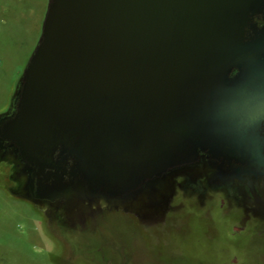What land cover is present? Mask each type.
<instances>
[{
	"label": "water",
	"instance_id": "95a60500",
	"mask_svg": "<svg viewBox=\"0 0 264 264\" xmlns=\"http://www.w3.org/2000/svg\"><path fill=\"white\" fill-rule=\"evenodd\" d=\"M263 10L264 0H48L0 114L11 192L40 207L160 208L168 172L202 158L220 177L264 171V27L253 21ZM141 180L147 200L119 197Z\"/></svg>",
	"mask_w": 264,
	"mask_h": 264
},
{
	"label": "rangeland",
	"instance_id": "374dc122",
	"mask_svg": "<svg viewBox=\"0 0 264 264\" xmlns=\"http://www.w3.org/2000/svg\"><path fill=\"white\" fill-rule=\"evenodd\" d=\"M47 1L0 0V114L40 35ZM14 169L0 157V264H264V186L252 193L238 180L244 175L220 177L203 162L168 172L160 208L101 200L62 208L13 194ZM137 196L150 195L130 201Z\"/></svg>",
	"mask_w": 264,
	"mask_h": 264
},
{
	"label": "flooded vegetation",
	"instance_id": "af4514ba",
	"mask_svg": "<svg viewBox=\"0 0 264 264\" xmlns=\"http://www.w3.org/2000/svg\"><path fill=\"white\" fill-rule=\"evenodd\" d=\"M253 21L254 23L256 24L257 27L261 28V27H264V10L255 15L253 17ZM261 134L263 135L264 137V119H263V123L261 125ZM203 162H206V160L204 158L200 159V162L197 163V164H200V163H203ZM196 165V164H195ZM231 176H235V175H232L230 174ZM230 175H224V176H230ZM243 175L246 177V179H243V180H240L238 179L240 182H244V184L249 187V190L253 193L254 192V188H256L257 190H259V186H264V171H260V172H257L255 175L251 172H241L239 173L237 176H235L236 178H243ZM144 190H147V189H139V192L137 193L136 192H133V193H128L126 194L124 197H126L128 199V201L131 199L132 196H135L136 194H140L142 191L144 192ZM264 190V189H263ZM262 190V191H263ZM264 192V191H263ZM141 194H144V196L146 195L145 193H141ZM125 198V199H126ZM119 203H112L111 205H117Z\"/></svg>",
	"mask_w": 264,
	"mask_h": 264
},
{
	"label": "bare ground",
	"instance_id": "6f19581e",
	"mask_svg": "<svg viewBox=\"0 0 264 264\" xmlns=\"http://www.w3.org/2000/svg\"><path fill=\"white\" fill-rule=\"evenodd\" d=\"M149 182H150V181H149ZM149 182H147V180H146V181L141 180V181H139L138 185L135 186V188H134L133 190H129L127 193L119 195V197H124V196H125L126 194H128V193H133V192H136V191H137V193H138V192H139V189H147V186H148ZM141 193H145V194H147V193H148V189H147V190H144V192L142 191ZM99 196H100V195H98V197H99ZM116 197H117V196H116ZM58 201H61V199H59ZM113 203H115V202H113ZM111 204H112V203H111Z\"/></svg>",
	"mask_w": 264,
	"mask_h": 264
}]
</instances>
